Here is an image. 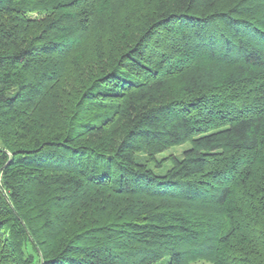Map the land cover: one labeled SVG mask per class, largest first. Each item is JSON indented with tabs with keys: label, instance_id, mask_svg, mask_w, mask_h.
Wrapping results in <instances>:
<instances>
[{
	"label": "trees",
	"instance_id": "16d2710c",
	"mask_svg": "<svg viewBox=\"0 0 264 264\" xmlns=\"http://www.w3.org/2000/svg\"><path fill=\"white\" fill-rule=\"evenodd\" d=\"M199 261L264 264V0H0V264Z\"/></svg>",
	"mask_w": 264,
	"mask_h": 264
},
{
	"label": "rangeland",
	"instance_id": "374dc122",
	"mask_svg": "<svg viewBox=\"0 0 264 264\" xmlns=\"http://www.w3.org/2000/svg\"><path fill=\"white\" fill-rule=\"evenodd\" d=\"M182 149H183V147H178V148L175 149V151H176V152H180ZM167 154H168V153H167ZM195 264H211V263H209V262H204V261H199V262H197V263H195Z\"/></svg>",
	"mask_w": 264,
	"mask_h": 264
}]
</instances>
